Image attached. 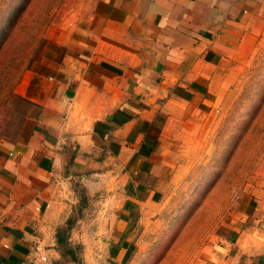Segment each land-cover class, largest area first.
I'll return each mask as SVG.
<instances>
[{
    "label": "crops",
    "instance_id": "0c3cea01",
    "mask_svg": "<svg viewBox=\"0 0 264 264\" xmlns=\"http://www.w3.org/2000/svg\"><path fill=\"white\" fill-rule=\"evenodd\" d=\"M64 5L45 30L41 58L16 88L31 111L14 139L0 138V264H72L71 245L84 246L82 260L96 262L100 230L112 245L126 246L109 261L124 260L146 206L160 200L152 177L161 184L173 176L159 171L168 164L165 137L178 131L169 121L170 108L183 101L175 92L202 86L204 101L213 102L214 84L230 78L219 73L264 42V0ZM260 173L238 200V221H228L223 264H264ZM84 189L107 201L104 227L79 216L87 213Z\"/></svg>",
    "mask_w": 264,
    "mask_h": 264
},
{
    "label": "rangeland",
    "instance_id": "374dc122",
    "mask_svg": "<svg viewBox=\"0 0 264 264\" xmlns=\"http://www.w3.org/2000/svg\"><path fill=\"white\" fill-rule=\"evenodd\" d=\"M74 1L0 0V138L14 139L22 114L31 111L16 88L41 58L48 24L65 14L69 6L64 3ZM235 66L219 73L230 78L214 84L211 103L204 101L202 86L192 88L204 95L186 87L175 92L183 101L170 108L169 121L178 131L165 137L168 164L159 171L161 178L173 176L161 184L159 176L152 177L160 200L146 206L124 260L109 261L126 246L112 245L115 239L100 230L97 261L85 262L84 246L71 245L72 264H223L228 221H238V200L264 170V42L258 53ZM80 195L87 213L79 216L104 227L111 220L109 211L101 212L110 210L107 201L86 189ZM96 232L84 230L92 237ZM93 249L88 246L87 252Z\"/></svg>",
    "mask_w": 264,
    "mask_h": 264
}]
</instances>
